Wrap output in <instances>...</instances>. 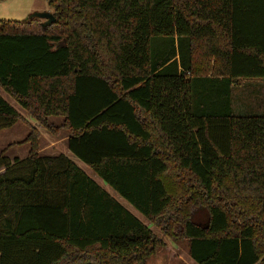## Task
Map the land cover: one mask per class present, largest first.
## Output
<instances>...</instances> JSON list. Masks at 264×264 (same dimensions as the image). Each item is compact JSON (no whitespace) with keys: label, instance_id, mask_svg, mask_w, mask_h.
<instances>
[{"label":"trees","instance_id":"16d2710c","mask_svg":"<svg viewBox=\"0 0 264 264\" xmlns=\"http://www.w3.org/2000/svg\"><path fill=\"white\" fill-rule=\"evenodd\" d=\"M46 1L50 25L0 19V87L76 138L195 264H264V99L244 94H264V0ZM78 77L109 91L100 113L72 111ZM123 102L128 116L104 115ZM19 120L28 153L0 152V264H143L165 246L67 155L41 154L39 130L0 95V129Z\"/></svg>","mask_w":264,"mask_h":264},{"label":"rangeland","instance_id":"374dc122","mask_svg":"<svg viewBox=\"0 0 264 264\" xmlns=\"http://www.w3.org/2000/svg\"><path fill=\"white\" fill-rule=\"evenodd\" d=\"M34 11H49L52 12L53 8L48 4L46 0H0V19H13L21 20L26 18L30 13ZM40 20V18H36ZM96 81H99L96 82ZM104 83L94 77H78L76 80L77 93L71 99L72 111L74 114L80 112L82 106L86 105L94 108L89 111H93L94 114L101 112V108L104 105L105 99L109 95V91ZM0 95L4 97L13 107H15L31 125L35 126L39 130L40 135V153L41 154H57L63 153L75 161L91 178H93L97 183H99L106 191L113 195L121 204H123L130 212L135 214L141 221H143L147 226H149L153 232L160 236L164 243L166 244L165 250L159 252L158 254L151 255L143 264H195L191 260L186 252L185 246L187 241L174 242L165 236L161 231L151 224L138 210H136L126 199L116 193L107 183H105L100 177H98L93 170L85 163L84 159L80 158L71 149L72 145L75 143L76 138H70L67 135V131L64 129L59 132L58 135H53L48 129L43 127L39 122H37L30 114L22 108L10 95H8L0 87ZM71 109V107H70ZM118 110L120 114H104L110 118H119L128 116V108L123 102ZM88 111V112H89ZM112 111V110H110ZM89 112V114L91 113ZM113 113V112H112ZM72 121L75 120L74 116H70ZM49 121L54 124H59L61 122L62 116L53 115L49 116ZM118 120V119H114ZM130 120H124L128 126L136 130L137 124L133 121L131 115ZM29 128L23 121H17L12 126L0 129V152L4 151L9 157L18 156L24 157L28 153L29 145L27 142H20L23 140L28 133ZM120 132H117V134ZM121 134V133H120ZM122 135V134H121ZM122 137V136H121ZM100 135L95 133L94 135L84 134L83 140L89 144L92 140H100ZM114 143H121V139L118 137L111 138ZM131 264H141V263H131Z\"/></svg>","mask_w":264,"mask_h":264},{"label":"water","instance_id":"95a60500","mask_svg":"<svg viewBox=\"0 0 264 264\" xmlns=\"http://www.w3.org/2000/svg\"><path fill=\"white\" fill-rule=\"evenodd\" d=\"M27 17L40 18L42 26L50 25L55 20V17L53 16L52 12L49 11H34L30 13Z\"/></svg>","mask_w":264,"mask_h":264},{"label":"crops","instance_id":"0c3cea01","mask_svg":"<svg viewBox=\"0 0 264 264\" xmlns=\"http://www.w3.org/2000/svg\"><path fill=\"white\" fill-rule=\"evenodd\" d=\"M257 81V80H256ZM254 91H251L250 92V94H248V91L247 90H245V97H246V99L248 98V96H250L251 98H250V100L252 101L253 100V102H252V104H254V103H256V100H254V99H257V98H259V100L258 101H260V100H263L264 99V94H261V95H263V98H262V96L261 95H258L257 93H255V89H254V86H252L251 87ZM3 97V96H2ZM4 98V97H3ZM81 136H84V134L82 133L81 134ZM40 150H42V149H40ZM99 184V183H98ZM100 185V184H99ZM101 186V185H100ZM113 196V195H112ZM123 205V204H122ZM124 206V205H123ZM135 215V214H134ZM173 241V240H172ZM175 242V241H174ZM182 242V241H181ZM185 246V249H186V252H187V245H184ZM166 247V244H165V246L164 247H162L161 249H159L155 254H158L159 252H161V251H163V250H165L164 248ZM155 254H152V255H155ZM188 254V253H187ZM192 260V259H191ZM193 261V260H192Z\"/></svg>","mask_w":264,"mask_h":264}]
</instances>
